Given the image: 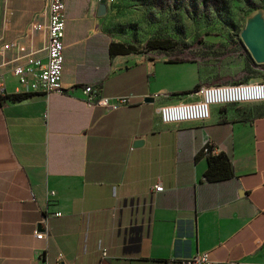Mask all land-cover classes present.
<instances>
[{
	"label": "crops",
	"instance_id": "crops-1",
	"mask_svg": "<svg viewBox=\"0 0 264 264\" xmlns=\"http://www.w3.org/2000/svg\"><path fill=\"white\" fill-rule=\"evenodd\" d=\"M100 2L65 1V92L46 94L12 68L45 62L47 0H0V264H264V107L162 123L205 84L199 64L111 54ZM86 85L127 103L91 106Z\"/></svg>",
	"mask_w": 264,
	"mask_h": 264
},
{
	"label": "rangeland",
	"instance_id": "rangeland-1",
	"mask_svg": "<svg viewBox=\"0 0 264 264\" xmlns=\"http://www.w3.org/2000/svg\"><path fill=\"white\" fill-rule=\"evenodd\" d=\"M103 26L135 55L196 61L205 84L264 81V0H112ZM250 26L256 53L242 34ZM153 37L168 38L173 49L146 50ZM228 106L261 110L264 102Z\"/></svg>",
	"mask_w": 264,
	"mask_h": 264
},
{
	"label": "built area",
	"instance_id": "built-area-1",
	"mask_svg": "<svg viewBox=\"0 0 264 264\" xmlns=\"http://www.w3.org/2000/svg\"><path fill=\"white\" fill-rule=\"evenodd\" d=\"M65 1L47 0L48 19L46 24L47 44L46 60L39 59L27 62L24 65H16L12 73L17 78V83L24 93L65 92L62 85V72L64 65V29H65ZM112 0H110L111 2ZM28 75L32 77L29 78ZM85 102L91 106H102L106 110H113L126 104L125 96H105L100 87L86 85L83 87ZM196 98L193 100H180L177 102L162 103L156 108L159 120L164 124H184L204 122L211 116L213 106L239 105L245 103L264 102V81H240L204 84L195 90ZM10 96L5 88L0 75V98ZM155 191L163 190L161 184L154 186ZM58 214V213H57ZM43 232H36V237L41 238ZM105 255V252H102ZM47 264V263H45ZM55 264H66L57 262ZM172 264H244L242 262L213 263L209 252H200L190 257L179 258Z\"/></svg>",
	"mask_w": 264,
	"mask_h": 264
},
{
	"label": "trees",
	"instance_id": "trees-1",
	"mask_svg": "<svg viewBox=\"0 0 264 264\" xmlns=\"http://www.w3.org/2000/svg\"><path fill=\"white\" fill-rule=\"evenodd\" d=\"M145 48L146 50H153V49H157V50H164V51H169L171 49H173V45L171 44L170 40L168 38H160V37H153V38H149L146 40L145 42ZM109 51L111 54H115V53H132V52H136L137 49L132 46V45H126L122 42H112L109 48ZM169 61H183V59H172ZM262 67H264V65H262ZM199 87V85L197 84L194 87V90L197 89ZM26 95H18L15 96L14 99H21ZM213 157H209V160H211Z\"/></svg>",
	"mask_w": 264,
	"mask_h": 264
},
{
	"label": "water",
	"instance_id": "water-1",
	"mask_svg": "<svg viewBox=\"0 0 264 264\" xmlns=\"http://www.w3.org/2000/svg\"><path fill=\"white\" fill-rule=\"evenodd\" d=\"M105 9H106V6H105V0H101L100 2V6H99V14H104L105 13ZM252 26L250 27H247L246 30H244V32H242L243 34V37L245 39V43H246V46L249 48V49H252V51L254 53L257 52V49L255 47V44L259 41V37L256 35V31H252ZM255 32V33H254ZM253 34V35H252ZM255 35V36H254ZM253 36V37H252ZM262 56H264V54H260Z\"/></svg>",
	"mask_w": 264,
	"mask_h": 264
}]
</instances>
